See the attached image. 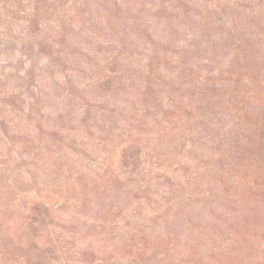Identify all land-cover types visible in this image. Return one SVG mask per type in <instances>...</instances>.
I'll use <instances>...</instances> for the list:
<instances>
[{
    "label": "trees",
    "instance_id": "16d2710c",
    "mask_svg": "<svg viewBox=\"0 0 264 264\" xmlns=\"http://www.w3.org/2000/svg\"><path fill=\"white\" fill-rule=\"evenodd\" d=\"M0 1L3 27L46 56L22 78L33 102L3 108L0 264H264V0ZM165 150L200 158L215 197L230 191L228 246L244 238V252L63 217L106 174L83 155H116L131 177Z\"/></svg>",
    "mask_w": 264,
    "mask_h": 264
},
{
    "label": "rangeland",
    "instance_id": "374dc122",
    "mask_svg": "<svg viewBox=\"0 0 264 264\" xmlns=\"http://www.w3.org/2000/svg\"><path fill=\"white\" fill-rule=\"evenodd\" d=\"M1 22L3 1H0V176L3 175V108H8L12 102L20 103L19 100L24 105L33 102L31 91L34 88L27 86L22 78L32 72L33 64H42L46 57L39 50L31 52L30 47H26L28 44L34 45L36 38L29 33L9 31ZM22 82L24 85H21ZM183 154L165 150L157 160L154 173H149L150 169H147L145 173L131 177L120 167L116 155L111 156L104 165L98 163L96 156L83 155L85 165L91 169L94 165L102 166L103 169L97 173L105 170L106 174L101 172L103 179L98 180L96 187L89 184L91 189L89 187L87 193H91V202L81 203L80 199L85 201L84 196L71 191L73 197L68 199L63 217H71L74 212L77 213L75 217H118L117 221L128 217L134 226L145 225L153 233L171 237V243L179 244L182 249L191 246L194 239L199 247L197 249L207 256L211 249H215L213 247L234 253L233 248L236 247V253L244 252L246 244L241 232L243 240L238 239L237 243L228 246L235 232L229 226L233 217L225 216L231 206L222 199L230 191L224 195L221 192L222 199L215 197L211 193L212 174L208 169L201 168L207 167L205 163L194 155L184 158ZM196 159L200 166L192 164L191 161ZM146 167L148 163L144 169ZM116 176H121V184ZM107 178L110 181H106ZM129 178L134 184H130ZM217 201L221 205L220 217H212ZM119 226V231L124 229L122 225Z\"/></svg>",
    "mask_w": 264,
    "mask_h": 264
}]
</instances>
